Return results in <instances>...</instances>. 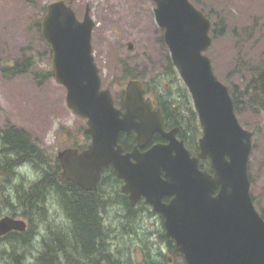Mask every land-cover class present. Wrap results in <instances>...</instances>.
<instances>
[{"label": "water", "instance_id": "obj_1", "mask_svg": "<svg viewBox=\"0 0 264 264\" xmlns=\"http://www.w3.org/2000/svg\"><path fill=\"white\" fill-rule=\"evenodd\" d=\"M73 1L50 0L41 21L53 76L65 86L68 107L86 120L85 133L91 136L86 148L57 153L62 176L94 191L112 167L133 205L145 196L164 215L167 235L188 264H264V217L255 206L249 175L253 132L241 124L230 87L207 53L213 45L211 18L191 0H155L156 21L203 127L200 151L193 155L178 137L179 127L165 129L162 110L146 98L143 80L130 79L122 107L116 106L93 53L95 22L89 8L79 20ZM121 131L136 133L132 151L119 143ZM156 132L167 141L141 150ZM208 158L212 172L200 167ZM167 195L169 203L163 202ZM26 227L21 218H0V235Z\"/></svg>", "mask_w": 264, "mask_h": 264}, {"label": "rangeland", "instance_id": "obj_2", "mask_svg": "<svg viewBox=\"0 0 264 264\" xmlns=\"http://www.w3.org/2000/svg\"><path fill=\"white\" fill-rule=\"evenodd\" d=\"M48 1L0 0V130L8 125L24 128L49 156H56L64 148L85 142L86 120L68 107L66 88L52 74H48L52 70L51 55L37 26V21H41L44 14L41 7ZM90 1L96 6L93 11L97 22L92 38L94 55L107 83L112 78L119 87L118 82L122 80L119 63L122 60L132 65L137 60L143 65L142 62L147 61L145 54H158V57L170 54L167 44L161 42L164 31L155 20L153 0H137L138 8L131 2L133 0H128V5L124 0H119L118 4H113L112 0ZM198 1L200 8L212 14V20L223 18L226 25V33L214 37L208 51L217 75L226 84L233 83L245 89L257 67L260 70L264 68V0ZM76 2L73 5L77 9ZM130 42L134 43L132 49L128 47ZM28 56L34 64L28 73L15 76L2 73V65H14ZM151 77V74L147 76ZM248 97L244 98L238 117L245 127L254 132L249 160L251 193L264 211V106ZM31 168L40 174L33 166ZM23 181L20 177V182ZM11 184L5 175L0 174V217L9 210L2 192ZM58 207V203L54 207L51 205L50 212H56ZM107 215L118 230L119 238L115 239L117 258L132 260L133 264H145L140 247L130 236H121L122 232L125 233L123 227L127 222L121 220L114 210ZM65 216L62 214L61 218ZM35 219L43 230L50 225L55 226L51 216V222L46 218ZM4 247L7 246L3 244L0 247V258ZM179 262L181 258L175 257L171 264Z\"/></svg>", "mask_w": 264, "mask_h": 264}, {"label": "trees", "instance_id": "obj_3", "mask_svg": "<svg viewBox=\"0 0 264 264\" xmlns=\"http://www.w3.org/2000/svg\"><path fill=\"white\" fill-rule=\"evenodd\" d=\"M192 1H195L194 3L200 7L198 0ZM41 8L42 11H45V6ZM201 9L211 19L213 18L212 14L206 12L205 8L201 7ZM212 22L211 33L213 38L226 33L223 18L213 19ZM37 26L40 28V21H37ZM161 42L164 43L165 41L161 38ZM48 51L51 55V51L49 49ZM144 59L147 61L142 62L143 65H140L137 60H134V65L129 64L127 60H122L119 63L122 80L118 82L121 90L114 92L116 103L121 104L124 93L123 86L129 79H143L146 95L162 109L166 128L178 126L180 128L179 136L185 140L187 147L192 152L195 151L198 144L197 140L201 135L198 113L194 108L189 90L182 81L170 54L163 57H158V54L154 56L145 54ZM31 60V57L28 56L24 61H17L14 65H2V73L5 76L28 73L30 68L34 66ZM151 64L153 68H151ZM48 74H52L51 69ZM150 74L153 77L147 78ZM104 83L106 84L107 81L104 80ZM107 85H115L112 78L108 80ZM229 87L237 115L244 105V98L248 96L251 101H259L264 106V68L260 70L257 67V71L252 73L245 89H241L240 86L233 83H230ZM84 135L85 142L74 145V147L82 149L88 145L91 138L86 133ZM154 138L156 140L163 139L160 135H156ZM120 143L126 150L132 149L136 143L135 134L122 132ZM26 163L40 173L39 178L35 181H27L26 176L15 171L17 167ZM200 166L212 171L208 159L201 160ZM61 171L62 167L57 156H49L44 149L33 141L29 131L13 125H8L0 130V174L7 176V181L11 182L13 181L12 178L18 175L25 180L16 185L11 184L15 190V202L12 199L9 200L6 191L2 192L12 212L21 216H28L30 219L39 216L49 220L50 216H48L46 205L55 206L58 203L66 215L65 223L58 222L55 226L50 225L48 227L47 235L44 234L43 240L39 243L40 249H38V256L34 262L27 259L28 252L29 250H36V246L39 247V244H35V238L28 229L27 232L14 233L8 237V244L11 249L9 247L3 248L0 264H99L103 258H106L110 263L119 264L116 253L112 256H106V254H110L111 248L108 242L111 235L114 236L112 233H116L114 237L118 235V230L116 228L111 229L110 225L105 222L107 213L112 210L117 212L121 220L127 222L123 227L125 233L122 232L121 236L140 235L146 230L145 225L137 221L140 218L136 213L137 209H133L126 196L120 192L119 179L111 172H106L98 188L95 191H90L61 177ZM108 175L110 176L108 177ZM26 183L28 187H25ZM255 204L264 217V211L259 208L256 201ZM170 242L172 241L170 240ZM26 249L29 250L25 251ZM150 251L152 253L156 251L154 246H151L149 250L146 249L148 255H150ZM153 255L159 262L165 260V257ZM123 263L128 264L125 259Z\"/></svg>", "mask_w": 264, "mask_h": 264}, {"label": "flooded vegetation", "instance_id": "obj_4", "mask_svg": "<svg viewBox=\"0 0 264 264\" xmlns=\"http://www.w3.org/2000/svg\"><path fill=\"white\" fill-rule=\"evenodd\" d=\"M66 1H67V3H69V0H66ZM75 1H77L76 2L77 3V9L75 8V10L77 12V17L80 20H83L85 18V15H86V12H87L88 8H90V11L89 12H90L92 18L94 19V21L96 22L95 15L93 13V11L96 8V6L90 0H75ZM124 1H126V4L128 5V3H127L128 0H124ZM131 2L134 3V6L137 7V4H136L137 0H133ZM112 3L113 4H118L119 3V0H112ZM154 9H155V6H154ZM96 25H97V22H96ZM156 31L159 32L158 30H156ZM130 43H132L133 46H134V43L133 42H130ZM130 43H128V47H129V49H132L133 47L130 48ZM107 88H109L111 91H113V93L116 90H121L120 89V86L118 87L116 84L115 85H109V86L107 85ZM125 88H126V84L123 86L124 93H123V97H122V101H121L122 104H123V98H124V95H125ZM152 102H153V108H159L154 103L153 100H152ZM119 106L121 107V104H119ZM5 127L1 128V129H4ZM175 127H178V126H175ZM172 128H174V127H172ZM172 128H170V129H172ZM165 129L166 130H170V129H167L166 128V121H165ZM179 131H180V128H179ZM179 131H178V137L180 139H183V138H181L179 136ZM122 132H125V131H121V133ZM121 133H120V135H121ZM125 133L126 134H131V133H127V132H125ZM132 133L135 134V139H136V133L135 132H132ZM202 133H203V129L201 128V135H200V137L202 136ZM156 135L162 136L161 133L156 132L153 135V137L147 142V144L145 146H143V147H140V149L144 151V150H147L149 147L152 146V144H154L156 142H166L167 141V139L165 137H163V136H162L163 139H157L156 140L154 138ZM200 137L197 140V143L198 144H197L196 150L192 152L193 154H197L199 152V150H200L199 149L200 148V146H199V139H200ZM184 142H185V140H184ZM119 143H120V138H119ZM185 144H186V142H185ZM136 145H137V139H136V143L134 144V146H133L132 149L126 150L125 147L124 146L123 147H124V150L127 152V151H132L135 148ZM110 169H111V171H108ZM106 172H108V173L111 172L112 175L116 176L119 179V190H120V192L123 195L126 196V198H127L128 202H129L130 206L133 209H137V212L136 213L140 217L139 220H137V221H140L142 223V225H145V229L146 230L144 232H141L140 235L132 234L130 236L131 240H133L135 242V244L137 245V247H140V249L143 251V255H144L143 262L145 264H152V263H155V264H171L174 261L175 257H177V259L181 258V262H179V264H188L186 262L185 257L183 256V254L178 250V248L176 246L175 240L167 235L166 228H165V217H164V215L161 212L155 210L154 209V206L151 203H148L147 202L145 196H141L140 200L135 205H133L131 203L129 193H126V192H124L122 190V186L124 185L125 181L123 179L119 178L113 172L112 167L107 168L103 172L102 178H103L104 174H106ZM109 176L110 175H108V177ZM13 178H12V180H13ZM171 199H172V196H168L167 195V196L163 197V202L169 203L171 201ZM51 205L52 204L46 205L47 208H48L47 209L48 216H51V217L54 218V223L55 224H58V220L62 224L65 223L66 222L65 221V218H61V215L62 214H65L64 210L62 209V207H58V209H57L56 212L55 211L50 212V206ZM52 207H54V206L52 205ZM40 209H42V207H40ZM7 214L8 215H13L15 217H21V216H18V214H15L14 212H12V210H11L10 207H9V210L7 211V213L5 215H7ZM36 217H39V216H36ZM56 217L58 219H56ZM22 218L25 219V221L27 223L26 232H27L28 229H30V231L32 232L33 238H35V244H39L43 240V235L47 233V231H48L49 228L47 227V228H44V230H43L42 229L43 226L40 225V222H35L37 218L36 219L35 218L30 219V217H28V216H22ZM105 222H106V224L110 225V228L111 229L115 228L112 225V223H111L110 218L108 217V215L106 216V221ZM18 232H20V231H18V230H11V231L7 232L4 235H0V247H1V244L2 243L3 244L7 243L5 245L7 246L6 248H8L10 246L8 244V237H10L14 233H18ZM115 239H116V237H114V236L111 235L110 241L108 242V244H110L111 250H110V254H106V256H112L116 252L118 254V250L115 249ZM170 240L172 242H170ZM38 246L39 247L36 246V250L35 249L34 250H31V251L29 250V252H28L29 253V256H27V259H29L30 262H34L36 260V257L38 256V251H39L38 249H40V244ZM151 246L152 247L154 246V248H155L156 251L154 253H152V251H150L151 253H150V255H148L147 252H146V249L149 250ZM8 252H10V251H8ZM153 254H155L156 256H159V257H165V260L163 262L162 261L159 262V260ZM99 262H100L99 264H114V263L108 262L106 260V258L101 259ZM123 262H124V260L121 257H119L118 263L119 264H124ZM125 262L128 263V264H133V261L132 260H128V261H125Z\"/></svg>", "mask_w": 264, "mask_h": 264}, {"label": "clouds", "instance_id": "obj_5", "mask_svg": "<svg viewBox=\"0 0 264 264\" xmlns=\"http://www.w3.org/2000/svg\"><path fill=\"white\" fill-rule=\"evenodd\" d=\"M15 171L21 175L26 176L27 181H35L36 179L39 178V174L35 173L31 166L29 164H24L22 166H19L15 169ZM20 183V176L18 175L17 177H15L12 181L13 185L19 184ZM25 187H28V184H25ZM6 194L9 196L10 199L13 200V202H15V190L12 186H8L6 188Z\"/></svg>", "mask_w": 264, "mask_h": 264}]
</instances>
